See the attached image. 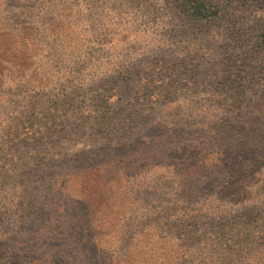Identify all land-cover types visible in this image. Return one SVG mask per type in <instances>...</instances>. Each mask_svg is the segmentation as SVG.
<instances>
[{"label": "rangeland", "instance_id": "obj_1", "mask_svg": "<svg viewBox=\"0 0 264 264\" xmlns=\"http://www.w3.org/2000/svg\"><path fill=\"white\" fill-rule=\"evenodd\" d=\"M175 1L0 0V264H264V0Z\"/></svg>", "mask_w": 264, "mask_h": 264}, {"label": "trees", "instance_id": "obj_2", "mask_svg": "<svg viewBox=\"0 0 264 264\" xmlns=\"http://www.w3.org/2000/svg\"><path fill=\"white\" fill-rule=\"evenodd\" d=\"M175 4H177L175 8H178L179 13L185 19H192L196 23L210 20L219 14V10L216 7L205 3L203 0L197 2H192L191 0H176Z\"/></svg>", "mask_w": 264, "mask_h": 264}]
</instances>
